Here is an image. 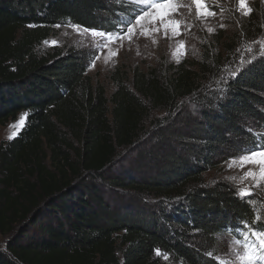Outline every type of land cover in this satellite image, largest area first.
I'll return each instance as SVG.
<instances>
[{
    "label": "trees",
    "instance_id": "obj_1",
    "mask_svg": "<svg viewBox=\"0 0 264 264\" xmlns=\"http://www.w3.org/2000/svg\"><path fill=\"white\" fill-rule=\"evenodd\" d=\"M109 1L0 0V127L25 114L0 143V264H218L221 237L264 228L206 179L244 124L264 125V10L199 61L115 68L107 97L90 53L40 48L57 25L104 31Z\"/></svg>",
    "mask_w": 264,
    "mask_h": 264
},
{
    "label": "rangeland",
    "instance_id": "obj_2",
    "mask_svg": "<svg viewBox=\"0 0 264 264\" xmlns=\"http://www.w3.org/2000/svg\"><path fill=\"white\" fill-rule=\"evenodd\" d=\"M176 3L180 5L179 12L173 13L171 17L179 22L175 30L172 25L165 29L167 18L161 23L160 20L153 22L148 16L139 23L133 19L132 31L129 32L128 28L120 24L121 20L126 21L137 8H143L150 13H155L156 10L150 5L139 4L138 0H111L109 1L111 12L108 14L109 18L106 21L108 23L104 31H88L70 24L60 25L54 28L52 37L43 43L40 50L58 48L62 51L69 49L90 53L93 61L88 67L87 74L93 83L105 89L109 97L113 92V86L108 77L115 68L129 74L135 68L147 71L163 62L176 65L183 59L199 61L202 45L206 44L216 31L222 30L228 36L235 30L238 20L249 15H245L240 9L238 0H205L207 11L201 8L199 15L191 0H176ZM254 4L264 10V0H247L249 9L252 10ZM208 12H215V15H209ZM121 28L123 31H119ZM208 29L212 31L209 32ZM100 32H105V35L101 36ZM251 46H259L257 55H264V37ZM24 123L25 114L21 113L15 121L0 127V143L16 137ZM243 127L245 135L250 134L249 138L246 139L245 135L230 138V142L221 148L222 153L216 158L215 169L206 175L210 185L225 182L237 191L238 195L241 188H248L256 183L250 177L244 178V173L249 168L259 176L257 167L253 165L241 167L239 157L245 155L247 150L256 144L264 145V125L250 121ZM260 183L264 184V180ZM251 191L253 194L248 198V202L254 213L259 215L263 213L264 187H253ZM236 236L239 239V236ZM237 241L231 236L229 238L224 236L218 240L217 253L223 260L218 264H235V254L242 251V246ZM5 242V238H0V249L4 248Z\"/></svg>",
    "mask_w": 264,
    "mask_h": 264
},
{
    "label": "snow or ice",
    "instance_id": "obj_3",
    "mask_svg": "<svg viewBox=\"0 0 264 264\" xmlns=\"http://www.w3.org/2000/svg\"><path fill=\"white\" fill-rule=\"evenodd\" d=\"M138 2L142 5H150V7L155 9L156 12L150 13L144 11L143 8L135 9L126 21H120V24H122L123 27L128 28L129 32L132 31L131 22L133 19L139 23L140 20L148 16L151 17L153 22L160 20L161 23L167 18L168 23L164 25L165 29H167L169 25H172L174 30L178 27L179 22L171 18L173 13L179 12L180 5L176 3V0H138ZM191 2L196 6L198 15L200 14L201 8H205L207 11L205 0H191ZM238 4L240 9L244 11L245 15L250 13L251 9L247 7V0H238ZM208 14L214 16L215 12H208ZM57 27H59V25H57ZM221 27H223V25H221ZM86 30L94 31V29ZM119 31H123V28L119 29ZM208 31L211 32L212 29H208ZM100 35H105V32H100ZM165 35H167V31L165 32ZM235 74L236 73H233V75ZM239 159L241 161V167H244L245 165H253L259 169V176H257V173L253 171L252 168H249L248 171L244 173L245 179L250 177L251 180L256 183L250 185L248 188H241L239 190V197L241 201H243L245 198L252 196L253 193L251 188L264 187V184L260 183L261 180H264V145L256 144L252 149L247 150L245 155H241ZM261 220H264V215H258L256 217V221ZM236 230L243 232L244 243L242 245V251L235 254V264H261V262H264V228L254 227L249 223L244 222L242 225H238ZM237 242L239 243V240Z\"/></svg>",
    "mask_w": 264,
    "mask_h": 264
}]
</instances>
